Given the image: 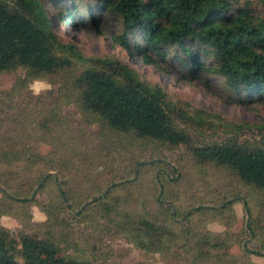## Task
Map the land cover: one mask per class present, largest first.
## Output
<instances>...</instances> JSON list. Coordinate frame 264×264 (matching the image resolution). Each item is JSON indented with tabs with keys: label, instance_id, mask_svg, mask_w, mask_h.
<instances>
[{
	"label": "rangeland",
	"instance_id": "obj_1",
	"mask_svg": "<svg viewBox=\"0 0 264 264\" xmlns=\"http://www.w3.org/2000/svg\"><path fill=\"white\" fill-rule=\"evenodd\" d=\"M40 1L64 44L76 46L87 57L123 62L145 82L160 86L178 111L197 112L202 125L173 119L191 136L194 146L238 139L262 142L264 147L260 133L264 99L237 96L223 77L212 71L191 74L172 55L166 60L153 56L155 63L144 64L119 42L123 23L116 11L99 8L96 0H73L78 8L73 18L63 16L72 5L70 0ZM239 3L248 8L255 22L264 20V0ZM200 60L210 63L212 58ZM23 77V70L0 75V138L9 133L15 137L13 142L34 146L47 159L36 166L26 159L8 166L0 163V226L8 230L9 242L15 240L16 249L11 252L20 263L17 242L26 233L49 239L59 246L61 255L89 264H190L192 255L185 253L183 242L189 247L208 232L209 224L217 223L224 230L230 226L235 238L227 241L222 253L215 251L209 263L264 264V197L254 189L227 172L196 163L185 146L171 149L101 130L86 121L74 104L59 103L58 83L37 81L6 97ZM56 107L59 123L51 125L50 131L38 128ZM60 191L69 199L61 198ZM96 199L171 231L175 234L171 251L162 255L139 251L117 233ZM37 204L53 216L49 219ZM234 213L237 220L232 223Z\"/></svg>",
	"mask_w": 264,
	"mask_h": 264
},
{
	"label": "trees",
	"instance_id": "obj_2",
	"mask_svg": "<svg viewBox=\"0 0 264 264\" xmlns=\"http://www.w3.org/2000/svg\"><path fill=\"white\" fill-rule=\"evenodd\" d=\"M95 2L101 9L109 7L116 11L123 23L119 42L144 64L155 63L153 56L166 60L172 55L191 74L212 71L223 77L237 96L246 94L256 100L264 99V20L255 22L239 0ZM77 9L72 2L66 7L64 18H73L72 13ZM89 10L94 13L95 8ZM201 57H211L212 61L201 62ZM18 70L25 71V77L18 78L6 97L11 98L37 81L58 83L59 103L74 104L86 121L98 124L101 130L171 149L185 146L196 163L227 172L238 183L264 197L262 142L241 143L230 139L222 144L194 146L191 136L180 130L173 119L202 125L203 119L197 112L178 111L160 86L145 82L123 62L87 57L76 46L64 44L55 34L53 22L40 0H0V75ZM58 112L57 107L51 109L43 122L37 124L38 128L50 131L51 125L59 123ZM260 133L264 135V128ZM7 135L0 138V163L8 166L26 159L36 166L47 159L36 147L16 144L12 141L15 137ZM59 196L69 199L64 191ZM94 202L117 233L142 253L162 255L171 251L175 239L171 231L146 217L113 210L102 200ZM244 205L248 212V204L244 202ZM37 206L49 219L53 216L40 204ZM236 220L235 217L231 221ZM9 236L8 230L0 226V264H89L61 255L59 246L49 239L26 233L17 242L23 260L20 263L11 252L15 240L9 242ZM230 238H235L230 234V226L222 233L208 231L189 247L186 246L189 243L183 242V250L192 255L190 264H208L215 251L222 253L220 250L227 248Z\"/></svg>",
	"mask_w": 264,
	"mask_h": 264
},
{
	"label": "crops",
	"instance_id": "obj_3",
	"mask_svg": "<svg viewBox=\"0 0 264 264\" xmlns=\"http://www.w3.org/2000/svg\"><path fill=\"white\" fill-rule=\"evenodd\" d=\"M237 217H239V216H237ZM218 226L219 228H212L213 226ZM208 231H211V232H214V233H222V232H224L225 230H224V228H223V226H221V225H219V224H217V223H212V224H209L208 225Z\"/></svg>",
	"mask_w": 264,
	"mask_h": 264
}]
</instances>
